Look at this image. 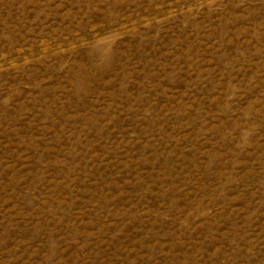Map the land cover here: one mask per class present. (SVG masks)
I'll list each match as a JSON object with an SVG mask.
<instances>
[{
    "label": "rangeland",
    "instance_id": "374dc122",
    "mask_svg": "<svg viewBox=\"0 0 264 264\" xmlns=\"http://www.w3.org/2000/svg\"><path fill=\"white\" fill-rule=\"evenodd\" d=\"M0 264H264V0H0Z\"/></svg>",
    "mask_w": 264,
    "mask_h": 264
}]
</instances>
